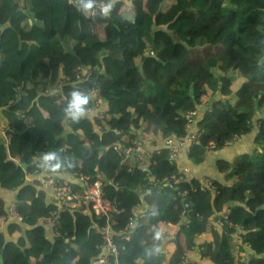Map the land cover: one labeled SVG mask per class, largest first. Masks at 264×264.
<instances>
[{"label": "trees", "instance_id": "16d2710c", "mask_svg": "<svg viewBox=\"0 0 264 264\" xmlns=\"http://www.w3.org/2000/svg\"><path fill=\"white\" fill-rule=\"evenodd\" d=\"M130 1L131 7L105 0L111 2L107 14L91 16L77 0H0V128L8 139L0 137V187L16 192L15 198L0 195V218L13 200L23 219L0 231V258L5 264H91L103 256L106 220L85 204L65 211L54 232L40 222L56 205L37 178L51 173L43 172L39 157L55 151L64 164L53 173L84 172L103 181L105 196L122 209L110 220L114 232L138 205H147L129 239L115 236L118 253L107 264H183L197 249L199 259L186 264H264V117L255 120L264 116V0ZM148 60L174 64L175 71L153 81L143 73ZM81 65L92 73L80 81ZM74 89L89 95L87 108L95 91L101 119L64 115ZM224 91L229 95L216 99ZM203 104L208 107L195 122L203 134L188 153L194 164L258 125L251 153L216 162L224 183L209 179L215 193L200 191L203 179L187 178L164 147L152 156L151 174L159 181L176 174V186H153L133 157L114 149L140 134L154 144L186 137V113L200 112ZM223 210L225 227L217 232L208 221ZM230 224L243 228L248 262Z\"/></svg>", "mask_w": 264, "mask_h": 264}, {"label": "built area", "instance_id": "2783aa9c", "mask_svg": "<svg viewBox=\"0 0 264 264\" xmlns=\"http://www.w3.org/2000/svg\"><path fill=\"white\" fill-rule=\"evenodd\" d=\"M130 7L132 6L131 1L129 3ZM96 13L91 16H96ZM92 73V70L85 66H78L76 68V78L78 80H85ZM94 104L87 108V116L95 119H101L104 115V108L102 105V100L98 99L95 91L90 92ZM199 110H191L186 113L188 135L184 138H167L166 140H159L157 144L152 143V140L145 137L144 135L136 138L130 145L122 147L120 144L116 143L114 149L118 152H123L125 158L133 157L137 162L138 166L143 169L149 180L152 181L153 186H176L180 182V178L175 174L171 177H166L165 179L159 181L151 174L150 167L152 165V156L153 154L162 149L163 147L169 151V159L171 162L179 165V156L181 153H189L190 148L193 144H199L200 137L203 134V130L195 126L197 117L199 116ZM96 130L99 131L100 128L96 126ZM117 134H121L119 130H116ZM0 137H2L6 142L8 139L5 134V130L0 128ZM209 148L214 149L216 147L214 142H210L208 145ZM51 172L48 175V178L43 177L42 175L37 176L40 178V182L43 187L48 191L49 200L51 203L56 205V209L46 218H42L40 222L45 224L49 232H54L55 225L58 223L61 215L67 211L72 210L76 207V202L83 203L87 206L89 212L94 213L95 216L100 218H105V225L101 229L103 242L101 248L103 251V256L99 259L93 261L91 264H107L111 256H116L118 253V248L114 242L116 235H120L124 239H129L134 230L137 219L144 215V212L147 209V205L140 204L136 207L132 214H129L126 218L125 227L119 232H114L112 225L110 223L111 218L118 214L122 209L119 205L108 199L105 196V190L103 188V181L100 178L92 179L90 174L80 172L74 176L69 174H56L53 171L48 170L43 167V172ZM29 180H33L34 177L30 176ZM73 183L80 193L73 191ZM200 191H208L211 193L216 192V188L213 185L212 181L208 179H203L201 185L199 186ZM227 218V213L219 212L211 217L208 221L209 226L217 231L222 232L225 227V219ZM22 216L18 213L16 209V204L13 202L10 206L7 207V216H5V222L17 221L21 222ZM233 228V242L236 249L240 250L242 253V260L248 262L247 256L245 254L246 250L250 248V245L243 241V228L240 225L230 224ZM199 249H197V252ZM188 259L185 257L184 261L187 263Z\"/></svg>", "mask_w": 264, "mask_h": 264}, {"label": "crops", "instance_id": "0c3cea01", "mask_svg": "<svg viewBox=\"0 0 264 264\" xmlns=\"http://www.w3.org/2000/svg\"><path fill=\"white\" fill-rule=\"evenodd\" d=\"M112 1V0H111ZM125 4L127 6H129L130 0H124ZM96 3H99L100 5H106L105 4V0H96ZM111 2H108V4H110ZM127 16H131L130 14H127ZM159 67V64L157 62L154 61H149L146 64V66H144L143 72L150 76V78L153 81L156 82H164V79H158V75L156 74V72L159 71H155V67ZM167 73L165 76L168 75L169 70H171L173 73L175 71V65L174 64H169V66H167ZM171 73V74H173ZM170 74V75H171ZM225 92V91H224ZM225 95H229L226 92L222 95V93H219L216 96V99H219L220 97H223ZM208 107V105H201L200 107V113L201 115L203 114L202 112ZM260 117H264L263 115L257 114L255 116V120L260 118ZM258 129V125H256L255 130L247 135H242L239 136L234 142L230 143L229 145H227L225 148L223 149H218L215 150L213 152H211L210 154H208L206 160L200 164H194L190 161V159L188 158V154L187 153H181V155L179 156V166L180 169L183 170L186 173L187 178L191 179L192 177L198 178V179H214L217 180L219 182H223V177L222 175L218 172L217 167H216V162L219 159H223L226 161L231 162L236 156H238L239 154L242 153H251L253 148L255 147V132ZM142 134H140L141 136ZM145 137L153 140L152 138H150L148 135H144ZM232 181H229L227 184H232ZM0 195H2V197L6 198L8 196L11 195V197L16 196V192L12 191V190H6L0 187ZM6 196V197H5ZM13 198V199H14ZM210 199V197H209ZM12 200V199H11ZM212 200V198H211ZM14 201L12 200L11 203H9L8 206H10ZM10 222V221H9ZM8 222H5V216H2L0 218V231H3L6 234V224ZM7 237V236H6ZM198 244H202L204 242L203 239H199L197 240ZM173 244H169L167 246V249H172L173 248ZM247 259L249 260L250 256L252 255V251L250 248H248L245 252ZM186 258L188 259L187 262H191V260H198L199 259V254L198 252H196L194 250V252H192V256L187 255ZM195 262V260H194ZM183 264H186L185 262H183Z\"/></svg>", "mask_w": 264, "mask_h": 264}, {"label": "clouds", "instance_id": "9594fccd", "mask_svg": "<svg viewBox=\"0 0 264 264\" xmlns=\"http://www.w3.org/2000/svg\"><path fill=\"white\" fill-rule=\"evenodd\" d=\"M77 7L86 15H94L96 13V0H77ZM109 7L110 5H103L100 9L101 13L107 14ZM89 99L88 94L79 89H74L64 106V115L73 121L80 120L87 114ZM39 163L42 167L55 172L63 166L64 161L55 151H47L40 154Z\"/></svg>", "mask_w": 264, "mask_h": 264}, {"label": "rangeland", "instance_id": "374dc122", "mask_svg": "<svg viewBox=\"0 0 264 264\" xmlns=\"http://www.w3.org/2000/svg\"><path fill=\"white\" fill-rule=\"evenodd\" d=\"M129 6H130V5H129ZM101 7H102V5H100V4L97 5V3H96V11H101V10H100ZM126 17L130 18L131 16H126ZM112 32H113V34H114V33L119 34V33H118L117 31H115V30H113ZM154 62H155V61H154ZM154 67H155V71H156V70L159 71V72H156V74L158 75V79H164V81L167 79L168 76H170L171 73H173L171 70H169L168 75L165 76L166 73H167V69H166L167 66H164V65L159 64V67H156L155 64H154ZM143 73H144V72H143Z\"/></svg>", "mask_w": 264, "mask_h": 264}, {"label": "water", "instance_id": "95a60500", "mask_svg": "<svg viewBox=\"0 0 264 264\" xmlns=\"http://www.w3.org/2000/svg\"><path fill=\"white\" fill-rule=\"evenodd\" d=\"M74 54H76V53L74 52ZM24 166H25V165H24ZM0 264H5V263H4V259H3V257L0 258Z\"/></svg>", "mask_w": 264, "mask_h": 264}]
</instances>
